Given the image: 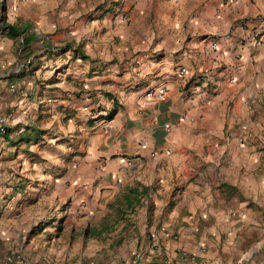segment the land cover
I'll return each instance as SVG.
<instances>
[{
    "label": "crops",
    "instance_id": "obj_1",
    "mask_svg": "<svg viewBox=\"0 0 264 264\" xmlns=\"http://www.w3.org/2000/svg\"><path fill=\"white\" fill-rule=\"evenodd\" d=\"M28 24L36 34L29 48L38 45L37 54L33 49L26 55L23 37L12 38L6 29ZM253 32L258 42L248 41ZM211 41L224 51L223 60L208 52ZM66 45L89 59L67 60L59 73L57 62L53 81L77 82L91 94L56 89L54 97H42L45 107L33 105L36 97L7 96L22 73L21 67L9 73L14 46L25 68L31 59L51 62L69 54L60 51ZM181 68L187 71L186 87ZM161 86L164 99L146 97ZM262 97L264 0H0V115L10 107L8 126L15 114L34 120L36 132L59 129L57 142L76 154L75 170L50 184L49 203L71 198L92 212L99 199L123 187L149 188L118 249L93 259L84 255L73 264H184L183 252L205 264H264L263 230L250 209V203L262 204L252 189L264 186V160L252 154L248 139L249 114L260 108ZM11 139L10 133L0 139V164ZM223 162L238 170V189L229 188L233 180L225 178ZM5 178L4 171L0 196L10 197L3 205L8 213L18 193H9ZM66 240L56 249L49 243L47 250L41 240V247L23 252L35 264H72ZM9 245L0 250V260L14 251Z\"/></svg>",
    "mask_w": 264,
    "mask_h": 264
},
{
    "label": "rangeland",
    "instance_id": "obj_2",
    "mask_svg": "<svg viewBox=\"0 0 264 264\" xmlns=\"http://www.w3.org/2000/svg\"><path fill=\"white\" fill-rule=\"evenodd\" d=\"M16 41L19 45L20 40L17 39ZM33 49L37 54L40 48L37 45ZM17 50L16 46L13 48V54L10 50L9 73L17 72L18 67H21L22 73L16 74V76L21 77H17L19 79L10 83L8 97H36L37 100L33 102V105L45 107L49 103L46 101L47 98L43 99L42 97H54L58 94L56 89L59 90L60 94H64L70 89L74 95L78 96L82 94L83 89H87L86 92L91 94V88H85L82 84L78 85L77 82H69L65 85L62 82L53 81L56 77L53 71V68L57 67L56 63L59 62V73L62 70L61 65L64 66L65 61L70 62L73 59L71 52L58 57L55 55L54 58H51V62L43 59L34 62L31 59V68H22L26 60L17 58ZM78 64L80 65V63ZM64 88L67 89L64 90ZM90 97H96V95L92 94ZM39 101L43 102L39 103ZM259 104L260 108L252 110V113L249 114L250 123L253 125L249 127L248 139L251 141V146L255 147L253 150L251 149L252 154L258 153L264 160V97L261 98ZM4 112L5 115L10 116L12 109L9 107ZM18 116L14 114L13 117V125L17 126L7 125L12 137L9 143L11 147L6 152V158L0 164V173L5 171L7 187L12 188L9 193L13 195L15 192L18 193L11 203V210H7L8 213H4L3 205L6 206L7 202H10V197L7 198V195L0 196V250L6 248L5 245L10 244L12 250L26 255L23 249L41 247V240L45 242L43 244L47 250L50 247L49 243H52V248L56 249L62 246L63 240L66 238L65 244L69 242L66 249L72 250L73 253L72 264L75 263V259L84 255L93 259L106 254L108 250H117L119 247L116 242L118 238L126 235L138 219L137 211L126 216H119L109 206L115 202L117 197L121 198L120 195L125 187L114 197L109 195L110 197L99 199L96 204L92 205L94 208L92 212L81 209L83 203L80 204L79 201L71 198L60 199L56 197L55 205L50 204L48 201L50 184L63 177L67 171L75 170L77 160L74 157L76 154L67 150L63 140L57 142L59 129L43 128L36 132L33 128L34 120L24 122L26 119ZM67 118L68 116L63 118V123L67 121ZM22 129L23 132H20ZM245 141L244 136L243 143L238 144L244 145ZM61 143L63 144L61 145ZM4 162L5 166H3ZM222 164L225 178L233 180L229 188L238 189V185H240V178L237 176L238 170L231 171L232 166L228 162ZM260 169L264 175V162H262ZM213 172H217V169H214ZM233 175H235V182ZM254 178L256 184V177L254 176ZM226 181L229 183L228 180ZM256 190L257 188L252 189V192L256 195L258 192L262 204L258 206L250 203V209L253 212V220L256 226L263 230L260 239L262 241L264 240V186L258 191ZM16 224H18L19 230L14 229ZM49 225L51 227L47 229ZM107 227H109V231L102 232L97 237L92 236V234L84 236L85 230L88 233L94 229L104 231ZM30 253L32 254V251ZM26 256L31 258L29 255Z\"/></svg>",
    "mask_w": 264,
    "mask_h": 264
},
{
    "label": "trees",
    "instance_id": "obj_3",
    "mask_svg": "<svg viewBox=\"0 0 264 264\" xmlns=\"http://www.w3.org/2000/svg\"><path fill=\"white\" fill-rule=\"evenodd\" d=\"M8 31V35L12 38L22 36V44L21 46L24 48V51L26 55H30L32 49L29 48L32 46L36 39V34L32 33V26L30 24L24 25L23 27L17 29L13 26H7L6 27ZM70 50L73 59H81V60H87L89 59L85 54L81 53L79 48L71 49L69 45H66L63 48H60V51L68 52ZM30 61L28 65L25 68H31ZM108 95V94H107ZM115 114V109H113L111 112L108 113L107 119H111ZM9 134V129H7V135ZM6 135V136H7ZM149 191L148 187L140 186V185H133V186H127L122 190L121 198L117 197L115 202L109 204L110 208L114 209L117 215L119 216H126L127 214L135 213V211L141 206L142 199L144 196H147ZM171 206V204H168ZM109 231V227L106 228L104 231H98L97 229H94L92 231L85 230L84 236H89L92 234V236H98L102 232ZM119 241H117L118 243Z\"/></svg>",
    "mask_w": 264,
    "mask_h": 264
},
{
    "label": "built area",
    "instance_id": "obj_4",
    "mask_svg": "<svg viewBox=\"0 0 264 264\" xmlns=\"http://www.w3.org/2000/svg\"><path fill=\"white\" fill-rule=\"evenodd\" d=\"M260 39V35L257 32H253L250 34L248 37L249 42H258ZM208 52L210 55H213V59L215 61L218 60H223L225 53L222 51L216 41H211L208 44ZM178 74L180 77L181 83L186 87V85L189 83V80L186 78L187 76V71L184 68H181L178 70ZM229 83H233L232 79H229ZM167 90L165 87L161 86L155 91H149L146 94V97L150 99H156V100H162L164 99L166 95ZM8 119L9 116L3 114L0 115V139H3L7 135V125H8ZM165 128L169 129V125H166ZM238 143H243V139L240 138L238 139ZM127 165H132L131 161L126 162ZM179 260L180 262L184 264H205L206 262L204 261L203 258L197 257L193 254H188V253H180L179 255ZM0 264H35V262L25 254L17 251L10 252L7 254L4 258L0 260Z\"/></svg>",
    "mask_w": 264,
    "mask_h": 264
}]
</instances>
